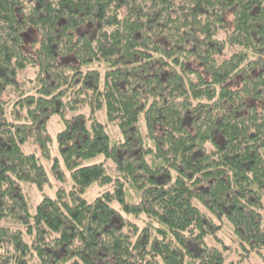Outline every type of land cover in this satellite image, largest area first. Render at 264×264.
Listing matches in <instances>:
<instances>
[{
  "label": "trees",
  "instance_id": "trees-1",
  "mask_svg": "<svg viewBox=\"0 0 264 264\" xmlns=\"http://www.w3.org/2000/svg\"><path fill=\"white\" fill-rule=\"evenodd\" d=\"M4 220L0 264H235L225 226L264 264V0H0Z\"/></svg>",
  "mask_w": 264,
  "mask_h": 264
},
{
  "label": "rangeland",
  "instance_id": "rangeland-1",
  "mask_svg": "<svg viewBox=\"0 0 264 264\" xmlns=\"http://www.w3.org/2000/svg\"><path fill=\"white\" fill-rule=\"evenodd\" d=\"M23 40H24L23 52L25 54H30V55L34 56L35 49L33 47V42L39 41V36L36 34L35 30L33 28H27L23 34ZM233 51L234 50H229L228 54H231ZM33 77H34V70L30 68L27 70L20 71L18 73L17 80L20 81V80L25 79V78H33ZM228 85H232V89H237L241 86V84L238 82V80L233 82V84H228ZM13 95H14L13 90L9 89L5 93L4 98L9 99ZM79 113L88 114L89 110L86 108ZM72 115H74V114H71V113L66 114L67 117H71ZM96 117L100 121V123L104 125L106 132L110 135V137L112 138L113 141L120 140V135L118 133L117 128L107 123L106 116H105V113L103 111L98 112L96 114ZM62 129H63V125L59 121V118L56 116L52 117L49 124H48V132L51 135V137L53 138V144L51 146V160H49V161L41 160V163L45 169V173H46L48 181H49V185H47L44 188V192L46 194H48L49 196H53L54 191L57 188H59L60 186L66 187V183L61 184L60 182H58L54 178V176L51 172L52 161L54 159L60 160V155L57 151L55 136ZM22 150L26 154L34 153V154L38 155V152H39L38 147H34L30 141L23 146ZM94 163H104L108 174L111 175L112 177L116 176L113 164L109 161H106L103 156H98L97 158L90 160L88 162V165H91ZM66 176H67V183L69 184V176L67 174H66ZM127 188H128V190H127L128 199L132 198V196H133V199H135L134 190L131 189L129 187V185L127 186ZM24 189L27 193V196L30 198L31 206L34 207L41 200L40 193L37 191V189L35 187L24 186ZM107 189H109V187L101 188L98 186H94L92 189H90L85 194V198L87 201L91 202V201H93V199L97 195L106 191ZM141 220H144V219H141ZM139 223L142 225L141 222H139ZM0 226L9 227V228H13V229L21 228V226L19 224L13 223L10 220H4V221L0 222ZM219 236L224 241L225 246L230 249L229 260H231L233 263H235V264H261L262 263L260 258L253 257L251 255L245 256V253L241 249H237V247H234L233 241L235 239L233 238V235L227 226L224 227V230L219 234Z\"/></svg>",
  "mask_w": 264,
  "mask_h": 264
}]
</instances>
